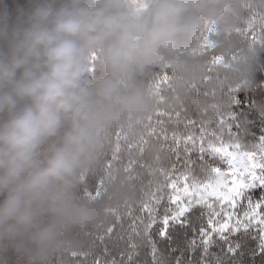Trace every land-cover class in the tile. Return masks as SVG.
<instances>
[{"label": "clouds", "instance_id": "obj_1", "mask_svg": "<svg viewBox=\"0 0 264 264\" xmlns=\"http://www.w3.org/2000/svg\"><path fill=\"white\" fill-rule=\"evenodd\" d=\"M258 26L264 0H37L14 24L0 14V251L43 260L76 247L70 229L123 212L136 193L118 158L154 150L163 106L250 88ZM89 174L96 194L79 195Z\"/></svg>", "mask_w": 264, "mask_h": 264}, {"label": "trees", "instance_id": "obj_2", "mask_svg": "<svg viewBox=\"0 0 264 264\" xmlns=\"http://www.w3.org/2000/svg\"><path fill=\"white\" fill-rule=\"evenodd\" d=\"M36 2L0 0V14L14 24ZM242 15L255 19L247 8ZM253 81L250 88L222 89L219 94L200 87L179 104L163 106L146 137L154 150L131 164L126 156L118 158L120 167L132 168L136 193L123 212H113L99 224L70 229L67 237L75 242L74 249L37 260L8 246L0 251V264H264V225L245 219L257 205L264 214V167L262 182L241 190L234 213L242 222L224 232L209 227L213 210L195 200L174 218L178 208L169 188L181 177L189 184H204L215 178V170H227L228 159L217 147L238 146L264 158V48ZM98 184V174H89L78 194L95 195ZM214 207L219 211L218 203ZM215 220L223 222V214Z\"/></svg>", "mask_w": 264, "mask_h": 264}, {"label": "snow or ice", "instance_id": "obj_3", "mask_svg": "<svg viewBox=\"0 0 264 264\" xmlns=\"http://www.w3.org/2000/svg\"><path fill=\"white\" fill-rule=\"evenodd\" d=\"M215 150L228 158L231 166L228 171L215 170V178L204 184H189L187 177H181L178 180H172L169 188L172 191L171 201L178 208L174 218L188 211V205L195 200L196 203L207 204L213 210V218L209 221V227L213 231L224 232L234 224L238 225L242 222L235 215L234 210L241 190L249 186L244 183V177L246 175L252 177L258 167H264V158L258 159L255 154L242 152L238 146H223ZM217 203L220 206L219 211L214 207ZM259 207V205L250 207V211L245 213V219L264 225V214L260 213ZM221 213L224 220L217 223L215 218ZM167 223L168 220L165 218V226Z\"/></svg>", "mask_w": 264, "mask_h": 264}, {"label": "rangeland", "instance_id": "obj_4", "mask_svg": "<svg viewBox=\"0 0 264 264\" xmlns=\"http://www.w3.org/2000/svg\"><path fill=\"white\" fill-rule=\"evenodd\" d=\"M227 146H229V145H227ZM223 147V146H222ZM229 147H232V146H229ZM217 148H220V147H217ZM221 154V153H220ZM228 159V158H227ZM259 159V158H258ZM229 164V163H228ZM230 164H229V168L227 169V170H225V171H228L229 169H230ZM261 167H258L256 170H255V174H254V176H252V177H249V176H245L244 177V183L246 184V185H250V183L251 184H254V182H256V181H258V182H262V179H261ZM205 183V182H204ZM208 183V182H207Z\"/></svg>", "mask_w": 264, "mask_h": 264}]
</instances>
